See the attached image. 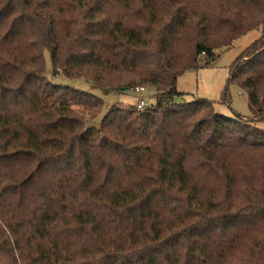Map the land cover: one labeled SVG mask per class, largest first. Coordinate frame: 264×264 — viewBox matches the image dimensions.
Masks as SVG:
<instances>
[{
	"label": "trees",
	"instance_id": "trees-1",
	"mask_svg": "<svg viewBox=\"0 0 264 264\" xmlns=\"http://www.w3.org/2000/svg\"><path fill=\"white\" fill-rule=\"evenodd\" d=\"M254 30L228 81L254 120L179 101ZM59 77L156 103L95 126L103 100ZM258 120L264 0H0V264H264Z\"/></svg>",
	"mask_w": 264,
	"mask_h": 264
},
{
	"label": "rangeland",
	"instance_id": "rangeland-1",
	"mask_svg": "<svg viewBox=\"0 0 264 264\" xmlns=\"http://www.w3.org/2000/svg\"><path fill=\"white\" fill-rule=\"evenodd\" d=\"M261 30H254L235 41L229 48L217 53V56L206 65L201 61L200 68L188 70L178 78L177 89L185 94L179 101L192 102L196 99L212 102L215 111L226 117L238 115L251 121L253 115L249 108L246 94L239 90L234 83H228L231 77V68L239 56L256 40L260 38ZM47 73H50V59L46 54ZM55 83L68 85L74 89L91 93L103 100V109L95 121L98 126L102 118L113 107L131 108L138 103L139 96L144 97L149 107L155 105L157 91L148 87L143 93H135L133 90L111 91L102 89L85 79H66L59 77L53 80ZM227 90V96L225 91ZM90 123L92 120L89 118ZM256 126L264 130V120L255 122Z\"/></svg>",
	"mask_w": 264,
	"mask_h": 264
},
{
	"label": "built area",
	"instance_id": "built-area-1",
	"mask_svg": "<svg viewBox=\"0 0 264 264\" xmlns=\"http://www.w3.org/2000/svg\"><path fill=\"white\" fill-rule=\"evenodd\" d=\"M133 92H135L136 94L137 93L140 94V93L145 92V89L144 88H136L135 90H133ZM147 107H148V105L146 103L145 98L143 96L142 97L139 96L138 103L136 105V109L138 111H144Z\"/></svg>",
	"mask_w": 264,
	"mask_h": 264
},
{
	"label": "water",
	"instance_id": "water-1",
	"mask_svg": "<svg viewBox=\"0 0 264 264\" xmlns=\"http://www.w3.org/2000/svg\"><path fill=\"white\" fill-rule=\"evenodd\" d=\"M122 91H125V90H122Z\"/></svg>",
	"mask_w": 264,
	"mask_h": 264
},
{
	"label": "crops",
	"instance_id": "crops-1",
	"mask_svg": "<svg viewBox=\"0 0 264 264\" xmlns=\"http://www.w3.org/2000/svg\"><path fill=\"white\" fill-rule=\"evenodd\" d=\"M244 118V117H243ZM245 119V118H244Z\"/></svg>",
	"mask_w": 264,
	"mask_h": 264
}]
</instances>
